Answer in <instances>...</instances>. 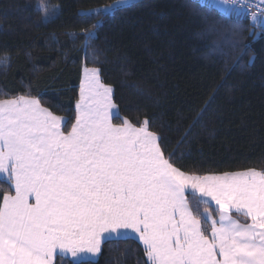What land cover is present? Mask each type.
Here are the masks:
<instances>
[{"label":"trees","instance_id":"1","mask_svg":"<svg viewBox=\"0 0 264 264\" xmlns=\"http://www.w3.org/2000/svg\"><path fill=\"white\" fill-rule=\"evenodd\" d=\"M0 0V99L36 98L76 116L83 68H97L118 109L113 124L147 119L165 156L182 171L264 170V25L197 0ZM55 15L43 18L39 6ZM95 38L85 42L83 33ZM85 44V46H82ZM12 192L0 179V202ZM194 212L216 207L189 194ZM236 217L239 215L232 213ZM209 234V225L202 219ZM57 256L55 264H68ZM94 264H148L132 238L102 243Z\"/></svg>","mask_w":264,"mask_h":264},{"label":"snow or ice","instance_id":"2","mask_svg":"<svg viewBox=\"0 0 264 264\" xmlns=\"http://www.w3.org/2000/svg\"><path fill=\"white\" fill-rule=\"evenodd\" d=\"M197 2L214 7L213 0ZM222 2L246 11L252 0ZM257 8L254 21L264 18ZM39 10L43 18L55 15V7ZM83 35L85 42L95 38L92 30ZM8 60L0 57L4 66ZM84 71L67 132L66 120L36 98L0 99V176L14 188L0 202V264H55L57 255L70 256L68 264H94L103 242L129 238V230L150 264H264V170L182 171L147 119L139 126L127 118L111 122L112 88L101 83L99 69ZM189 194L214 203L218 219L208 209L194 212ZM233 211L250 223L233 219ZM202 219L210 221V235Z\"/></svg>","mask_w":264,"mask_h":264},{"label":"crops","instance_id":"3","mask_svg":"<svg viewBox=\"0 0 264 264\" xmlns=\"http://www.w3.org/2000/svg\"><path fill=\"white\" fill-rule=\"evenodd\" d=\"M134 1H136V0H130L129 3L134 2ZM213 3H214V6H216L215 3L219 4L218 6H216L217 8H219V9H221V10H223V11L228 12L227 7L224 6L221 2H213ZM257 21H259L262 25H264V21H262V20H257ZM84 70H85V68H83L82 73H81L80 86H81V81L85 79V71H84ZM99 77H100V75H99ZM100 81H101V79H100ZM101 83H102V81H101ZM102 84H103V83H102ZM16 98H17V97H16ZM13 99H15V98H13ZM79 99H80V88H79V93H78V100H79ZM78 100H77V101H78ZM111 112L113 113V115H112V117H111V122H112V119H113L114 117H117V116H118V109H117V107L114 108V109H112ZM64 119H65V118H64ZM123 120H124V119H123ZM63 126H64V124H62V128H63ZM218 175H219V174H218ZM0 179H1V180H5V181H7V182L9 183V185H10V183H11L10 181L7 180V177H6V176H0ZM12 192H13L12 194H14V188H12ZM193 195H195V194H193ZM195 196H197V195H195ZM197 197H198V196H197ZM31 202L34 203V202H35L34 199L31 200ZM209 204H212L213 206H215V204L212 203V202H209ZM215 207H216V206H215ZM232 213H235V214L239 215L240 217H236V216L232 215ZM232 213H231V215H232L233 219L238 220L240 223H242V224H243V223H250V221L248 220V218H247L243 213H241V212H235V211H233ZM215 218L218 219V216L215 217ZM207 223H208V225H209V227H210V226H211V225H210V221H207ZM209 235H210V229H209ZM129 238H132V239L136 240V241L139 242L140 245L144 248L143 244L139 241L138 236H137L135 233H131L130 230H129ZM98 255H99V254H97V256L93 258V260H96L97 257H98ZM57 256H59V255H57ZM146 258H147V257H146ZM66 259L71 260L72 258H71L70 256H68ZM148 264H150V262H148Z\"/></svg>","mask_w":264,"mask_h":264},{"label":"built area","instance_id":"4","mask_svg":"<svg viewBox=\"0 0 264 264\" xmlns=\"http://www.w3.org/2000/svg\"><path fill=\"white\" fill-rule=\"evenodd\" d=\"M214 2H222V0H213ZM257 5H259L260 8L264 9V2H262V0H252L251 3L247 4L246 5V11H236V10H233L231 7H228L226 6L232 14H234L235 16H239L241 18H244V19H248V20H251V13L253 12H258V8H257ZM264 20V18H261L258 14L257 16V19L256 20Z\"/></svg>","mask_w":264,"mask_h":264},{"label":"rangeland","instance_id":"5","mask_svg":"<svg viewBox=\"0 0 264 264\" xmlns=\"http://www.w3.org/2000/svg\"><path fill=\"white\" fill-rule=\"evenodd\" d=\"M216 6H218L219 4L215 3ZM75 122V121H74Z\"/></svg>","mask_w":264,"mask_h":264}]
</instances>
